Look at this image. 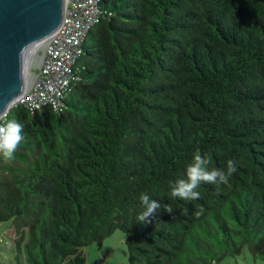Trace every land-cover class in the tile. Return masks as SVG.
Returning a JSON list of instances; mask_svg holds the SVG:
<instances>
[{"label":"trees","instance_id":"obj_1","mask_svg":"<svg viewBox=\"0 0 264 264\" xmlns=\"http://www.w3.org/2000/svg\"><path fill=\"white\" fill-rule=\"evenodd\" d=\"M99 7L62 110L5 114L24 125L14 158L0 154V222L16 256L85 264L81 247L115 229L127 264H215L243 243L264 253V0ZM197 149L236 171L228 185L201 182L197 200L172 198ZM142 193L162 205L146 224Z\"/></svg>","mask_w":264,"mask_h":264},{"label":"built area","instance_id":"obj_2","mask_svg":"<svg viewBox=\"0 0 264 264\" xmlns=\"http://www.w3.org/2000/svg\"><path fill=\"white\" fill-rule=\"evenodd\" d=\"M101 16L99 0H65L61 23L42 42L37 71L10 106L62 110L69 85L76 78L74 64L82 53V42Z\"/></svg>","mask_w":264,"mask_h":264},{"label":"water","instance_id":"obj_3","mask_svg":"<svg viewBox=\"0 0 264 264\" xmlns=\"http://www.w3.org/2000/svg\"><path fill=\"white\" fill-rule=\"evenodd\" d=\"M64 1L0 0V113L27 86V60L61 23Z\"/></svg>","mask_w":264,"mask_h":264},{"label":"clouds","instance_id":"obj_4","mask_svg":"<svg viewBox=\"0 0 264 264\" xmlns=\"http://www.w3.org/2000/svg\"><path fill=\"white\" fill-rule=\"evenodd\" d=\"M7 106L0 113V154L3 155L6 161H11L14 158L20 143L24 140L23 130L24 125L16 119H6ZM212 158L209 154H201L197 149L193 155L192 162L186 169V178L177 179L171 182L172 198H180L182 200L192 201L200 197V193L196 189L201 182L210 184L223 183L229 184L230 177L236 171L232 161H228L227 170L216 167H210ZM142 208L144 209L137 217V222L146 224L150 217H154L156 212L161 209V203L153 200L147 193L140 195ZM166 212L172 213L173 209L168 205H163ZM205 209L201 206L196 212L197 217L204 213Z\"/></svg>","mask_w":264,"mask_h":264},{"label":"rangeland","instance_id":"obj_5","mask_svg":"<svg viewBox=\"0 0 264 264\" xmlns=\"http://www.w3.org/2000/svg\"><path fill=\"white\" fill-rule=\"evenodd\" d=\"M41 44V43H39ZM36 56L27 60L25 66V78L28 84L37 71L42 47H36ZM221 214L229 227V232L235 241L233 232L234 222L227 209H222ZM217 226L215 221L212 222ZM10 220L0 222V264H29L23 252L16 256L17 250L9 233ZM201 235V233H199ZM237 243V241H236ZM85 255V264H127V247L124 242V234L120 229L103 238L101 241H93L81 247ZM215 264H264V253L254 254L247 243L241 244L240 252L225 253Z\"/></svg>","mask_w":264,"mask_h":264},{"label":"bare ground","instance_id":"obj_6","mask_svg":"<svg viewBox=\"0 0 264 264\" xmlns=\"http://www.w3.org/2000/svg\"><path fill=\"white\" fill-rule=\"evenodd\" d=\"M37 46H38V47H39V46L42 47V43H41V44H37V45L34 47V49L32 50V53H31V57H35V56H36V49H35V48H36ZM31 57H30V58H31Z\"/></svg>","mask_w":264,"mask_h":264}]
</instances>
